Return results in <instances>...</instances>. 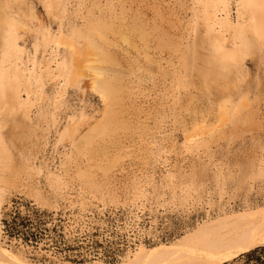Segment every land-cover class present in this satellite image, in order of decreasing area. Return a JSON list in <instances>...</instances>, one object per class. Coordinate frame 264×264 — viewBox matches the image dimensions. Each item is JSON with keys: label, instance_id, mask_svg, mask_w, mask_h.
Listing matches in <instances>:
<instances>
[{"label": "rangeland", "instance_id": "obj_1", "mask_svg": "<svg viewBox=\"0 0 264 264\" xmlns=\"http://www.w3.org/2000/svg\"><path fill=\"white\" fill-rule=\"evenodd\" d=\"M95 2L100 9L92 7ZM110 3L117 13L121 7L125 9L128 23L136 15L150 28L159 26L161 33L157 31L153 37L166 33L165 37L180 44L182 50L192 44L196 32L203 38L200 21L194 26V0H68L67 12L58 17L46 10L42 0H27L22 11L28 17L21 16L17 7L13 11V17L27 24L17 35V45L26 53L23 62L34 54L39 37L34 30L56 35L67 32L73 23L83 26L90 14L101 18L106 13L103 16L109 19ZM116 25L119 28V23ZM129 36H133L136 51L123 46L127 52L119 49L115 55L123 72L135 70L131 81L134 90L131 95L126 92L123 107L124 118L135 132H120L107 160L101 162L106 166V161L117 160L106 176L93 171V185H83L75 165H61L73 142L67 138L63 145H57L60 134L72 119L79 118L82 123L78 132L84 133L103 111V103L90 91L86 79L67 86L57 110L49 100L57 96L59 87L54 81L47 83L33 121L20 113L7 119L1 130L4 139L11 140L18 126L16 132L22 136L10 145L13 181L0 196L1 233L7 245L22 249L32 263L58 264L56 259H60L63 264H117L137 245L146 249L170 246L215 217L264 206V178L260 176L264 168V50L247 55L240 72H233L228 79L209 81L190 66L183 71L188 87L178 90L176 75L171 71L173 66L178 68L182 51L156 48L157 39L153 37L145 49L139 34L131 32ZM203 46L197 50L204 58L209 50ZM145 50L152 60L144 57ZM42 54L39 46V61ZM225 93L235 102L246 99L247 106L207 148L187 153L183 148L186 131L202 120L214 123L217 103ZM42 114H46V122ZM85 161H79L81 166L87 164ZM24 165L29 168L20 172ZM168 172L176 180L171 188H162ZM219 172L221 178L216 177ZM50 173L62 176L63 191L50 187L46 181ZM179 186L184 192L186 187L193 189L187 202ZM139 188L147 192L142 203L135 197ZM75 221L81 226L84 221L85 228L76 227L71 233ZM223 264H264V247Z\"/></svg>", "mask_w": 264, "mask_h": 264}, {"label": "bare ground", "instance_id": "obj_2", "mask_svg": "<svg viewBox=\"0 0 264 264\" xmlns=\"http://www.w3.org/2000/svg\"><path fill=\"white\" fill-rule=\"evenodd\" d=\"M25 1L27 2V0H0V196L13 181L11 174L14 165L10 145L14 146L16 139H22L21 134L16 132L18 126L15 127V134H12L11 140L4 139L1 130L7 119L20 113H23V116L32 122V115L38 109L44 96V87L52 81L59 87L57 96L49 100L54 110L60 108L61 97L67 86H70L71 83L79 84L82 79L87 80L90 91L95 93L103 103L100 118L84 133L78 132L82 123L79 121L81 118L72 119L69 126L60 134V139L57 142V145H63L67 138L72 140V149L69 154L64 155L61 165H75L78 181L83 185L91 184L92 186L94 183L92 176L95 175L93 171H102L106 176L117 162V160H108L106 166L101 164L106 159L110 148L118 142L120 134H122L120 132L133 131V127L130 128L124 118L123 107L125 98H127L125 97L126 92L131 95L134 90L135 84L133 85L131 81L135 78V70L131 69L129 73L127 72L130 80L126 85V72H123L124 68L122 69L121 64L117 61L115 51L124 49L121 48L123 46L136 51L133 36H129L131 32L134 35L135 33L139 34L145 49H148L151 37L160 31L159 26L153 24L150 28L145 20L146 23L136 15L132 16L131 22L128 23L126 22L125 9L121 7L117 13L112 9L113 5L110 3L111 13L107 14V16L111 15L109 19L104 18L103 15L106 13L101 18L91 16L95 14L86 15L83 26L73 23L67 32L59 31L60 33L56 35L50 31H41L40 28L34 30L39 36L36 37L34 54L28 55V60L23 62V56L26 53L18 47L17 35L18 31L27 24H23L19 18L13 17V11L16 10L14 7L22 11L23 5H26ZM42 1L46 10L56 17L64 16L67 12L68 0ZM99 5L98 2H95L92 7L100 9ZM194 6V26L196 27L200 21L204 30L203 38L198 37L196 32L192 44H188L182 50L180 44L174 41L176 44H173L171 39L165 37L167 35L165 32H163L164 35L161 34L162 36L158 35L159 39L156 38L158 33L153 37L157 39L156 48L170 47L176 53L182 51L178 60L179 69L173 66L171 71L173 75H176L174 83L178 90H185L188 87L187 74L184 75L183 71L186 72L190 66L191 68L196 67L195 71L197 70L202 74L200 76L209 79V81L228 79L233 72H240L247 55L264 50V0H194ZM21 16L28 17L23 11ZM30 23H32V19ZM117 23H119V28H117ZM203 45H207L209 50V54L204 58L200 57L197 50L198 48L204 49ZM39 46L43 50L41 61L37 58ZM144 47L140 49H144ZM127 50L124 49L126 52ZM144 52L146 55L144 57L149 59L146 50ZM149 60L148 62H150ZM200 60L203 63H201L202 66L197 64ZM135 69L136 72H140L137 71V68ZM136 79L140 80L139 77ZM129 95L128 97H130ZM230 98L226 93L221 95L220 101L217 103L214 123L209 124L202 120L193 124L192 128L186 131L183 137V148L187 153H195L200 148L206 147L213 139L222 135L225 127L233 123L235 118L243 112L247 106L246 99L242 98L235 102ZM125 112L127 111L125 110ZM42 115L46 122V114ZM80 116L85 117L83 114ZM94 151L98 152L95 156ZM81 159L86 160L85 166H81L82 162L79 163ZM93 162L94 166L91 164ZM28 168L29 166L24 165L19 170L20 172L26 171ZM260 171L261 178H264V168H261ZM40 173L41 171H39ZM169 173L165 177L163 185L160 184L162 188H171V185L174 184L173 181L176 180V177ZM221 176V172L216 174L217 178H221ZM46 181L55 190L63 191L65 188L62 176L55 173L47 175ZM178 188L182 193H185L183 196L185 202L192 198L193 189L191 187H186L185 192L180 189L181 186ZM136 192L139 193L135 194L136 200L142 203L147 196L146 190L139 188ZM81 223L84 226H81L78 221L73 222L74 226L70 227L71 233L75 232L76 227H81L83 230L85 228L84 221ZM263 247L264 206L215 217V219L199 225L193 232L184 235L170 246L162 245L146 249L142 245H137L135 249L128 251L117 264H223L230 259ZM56 262L63 264L60 259H56ZM0 264H35L25 257L22 249L18 250L4 242L1 228ZM94 264L103 263L97 261Z\"/></svg>", "mask_w": 264, "mask_h": 264}]
</instances>
